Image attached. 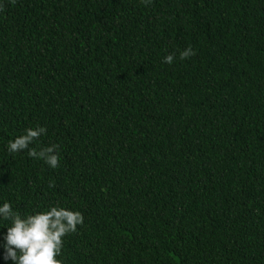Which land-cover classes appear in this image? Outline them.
Returning <instances> with one entry per match:
<instances>
[{"label": "trees", "instance_id": "16d2710c", "mask_svg": "<svg viewBox=\"0 0 264 264\" xmlns=\"http://www.w3.org/2000/svg\"><path fill=\"white\" fill-rule=\"evenodd\" d=\"M4 202L83 215L63 264H264V0H0Z\"/></svg>", "mask_w": 264, "mask_h": 264}, {"label": "clouds", "instance_id": "9594fccd", "mask_svg": "<svg viewBox=\"0 0 264 264\" xmlns=\"http://www.w3.org/2000/svg\"><path fill=\"white\" fill-rule=\"evenodd\" d=\"M15 3V0H12ZM141 4L148 6L152 0H140ZM195 51L189 46L180 51L181 60L194 56ZM175 57L169 54L164 57V63L172 64ZM47 129L43 126L25 129V132L10 140L7 145L9 153L27 151L29 157L42 159L50 168L56 169L60 165L58 145L30 147ZM49 182V187H54ZM0 219L9 221L4 247L6 258L13 264H63L60 257L64 247V238L76 233L77 227L83 225V215L79 211L69 210L54 205L47 210L37 211L34 214L22 216L14 211L10 202L0 206Z\"/></svg>", "mask_w": 264, "mask_h": 264}]
</instances>
